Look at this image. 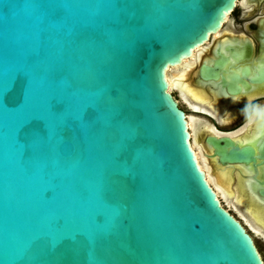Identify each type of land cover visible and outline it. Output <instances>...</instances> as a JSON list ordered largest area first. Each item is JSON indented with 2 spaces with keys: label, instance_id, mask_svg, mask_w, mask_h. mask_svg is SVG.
I'll list each match as a JSON object with an SVG mask.
<instances>
[{
  "label": "water",
  "instance_id": "1",
  "mask_svg": "<svg viewBox=\"0 0 264 264\" xmlns=\"http://www.w3.org/2000/svg\"><path fill=\"white\" fill-rule=\"evenodd\" d=\"M236 1L0 0V264H264L164 76ZM206 142L221 164L254 160Z\"/></svg>",
  "mask_w": 264,
  "mask_h": 264
},
{
  "label": "flooded vegetation",
  "instance_id": "2",
  "mask_svg": "<svg viewBox=\"0 0 264 264\" xmlns=\"http://www.w3.org/2000/svg\"><path fill=\"white\" fill-rule=\"evenodd\" d=\"M191 53L193 54L183 61L187 60L193 65L188 82L199 98L188 94L184 96L178 88L172 89L181 96L182 101L189 106L191 112L203 116L209 121L206 122L201 117L190 116L193 118V126L188 127L191 133V142L195 141L198 145L197 155H202L205 160L204 171L211 178L209 184L214 191L217 192L216 185L226 193L223 192L224 196L217 194L221 205L243 225L252 239L253 235H256L253 231H257L264 238V223L262 222L264 219L256 220V217L251 213L252 205L264 207V195L258 192V190L264 189V158L259 155V148L264 143V89L245 101L232 102V99L250 92L254 86L264 85V0H237L234 8L225 15L219 29L212 32L208 40L194 48ZM223 58L226 60L221 68L214 69L215 72H218L215 76L208 80L200 77L199 70L203 64L212 67L215 60ZM198 61L200 62L194 72V66ZM185 67L186 64L181 62L176 66V70ZM233 74L236 75V78L233 77ZM199 81L208 83V86L200 84ZM171 91L170 93L181 108L176 94ZM199 93L205 94L206 97L205 95L199 96ZM202 97L204 98L200 102ZM182 110L186 115L187 110L185 108ZM186 118L188 121L189 116L186 115ZM250 134L252 136H249ZM208 137H227L238 147L248 146L254 152V160L248 163L221 164L217 154L214 153L213 146L206 142ZM225 169L230 171L226 172ZM225 179L227 180L225 181ZM238 197L239 199H237ZM222 199L234 208L240 207L246 216H243V219L235 216L227 206L222 204ZM242 199L245 201L244 203ZM239 200L241 204L238 202ZM247 201L252 204L250 205L251 209H249ZM245 206L247 209H244Z\"/></svg>",
  "mask_w": 264,
  "mask_h": 264
},
{
  "label": "bare ground",
  "instance_id": "3",
  "mask_svg": "<svg viewBox=\"0 0 264 264\" xmlns=\"http://www.w3.org/2000/svg\"><path fill=\"white\" fill-rule=\"evenodd\" d=\"M227 14V13H226ZM225 14V15H226ZM225 17V16H224ZM224 17H223V19H224ZM215 32V31H214ZM196 48V47H195ZM191 52H192V50H191ZM190 52V55H189V57L191 56V54H193V53H191ZM185 58H188V57H182L181 59H180V62L178 63V64H176V65H173V66H167L166 67V69H165V71H164V76H165V79H166V81H167V86H168V88H167V90H168V92L170 93V91L173 89V88H178V90H180L181 91V93H183V95L185 96L186 94H188V95H190V96H192V97H196L197 96V94H196V91L193 89V88H191L190 86H189V82H188V80L190 79V73H191V69H192V67H193V65H192V63L191 62H189V61H183V59H185ZM181 62H183V63H185L186 64V67L185 68H183V69H181V70H176V66L177 65H179ZM194 62V61H193ZM195 67V66H194ZM168 70H169V72H168ZM193 70V69H192ZM196 90H198V89H196ZM199 92V91H198ZM171 94V93H170ZM200 95L199 96H204V95H201V93H199ZM202 94H203V92H202ZM187 96V95H186ZM198 97V96H197ZM205 97H206V95H205ZM216 97V96H215ZM199 98V97H198ZM204 97H202V98H200L201 99V101H200V99H199V101L200 102H202V99H203ZM217 99V98H216ZM196 101H197V99H196ZM198 102V101H197ZM204 102V101H203ZM205 103V102H204ZM211 104V103H210ZM214 106V105H213ZM212 106V107H213ZM197 107V106H196ZM199 107V106H198ZM218 107V106H217ZM225 107V106H224ZM195 109V108H194ZM224 109V108H223ZM193 126V118L192 117H190L189 116V118H188V121H187V127H192ZM194 132V131H193ZM188 133H189V136L191 135V133L189 132V129H188ZM253 134V133H252ZM249 136H252L251 134L249 135ZM254 138V137H253ZM251 140V139H250ZM194 142V144H195V141H193ZM198 150V149H197ZM194 152H195V155H196V158H197V161H198V164H199V167H200V169L202 170V172L204 173V175H205V178H206V180H207V182L209 183V181H211V178L209 177V175H208V173H206L205 171H204V168H206V163H205V160H204V158L202 157V155H197V152H196V150L194 149ZM226 170V169H225ZM227 170H229V169H227ZM227 170H226V172H227ZM208 171V170H207ZM230 171V170H229ZM241 171V170H240ZM231 173V172H230ZM229 173V174H230ZM243 173V172H242ZM206 174H207V176H206ZM234 174V173H233ZM232 174V175H233ZM235 175V174H234ZM241 175V174H240ZM238 176V175H237ZM215 177H216V175H215ZM230 177H231V175H230ZM227 178V177H226ZM242 178V177H241ZM228 179V178H227ZM227 179H225V181L227 180ZM231 179H232V177H231ZM230 179V180H231ZM238 179V178H237ZM215 180V179H214ZM218 180V179H217ZM233 180V179H232ZM240 181V180H239ZM241 182V181H240ZM246 182V181H245ZM238 183V182H237ZM220 184V183H219ZM243 184V183H242ZM215 185V184H214ZM231 185V184H230ZM246 185V184H245ZM223 186V185H222ZM225 186V185H224ZM223 186V187H224ZM215 187H217V192L215 191V193H216V196H218L217 194L219 193V194H221V196H224V191H222L221 190V187H220V189L218 188L219 186H216L215 185ZM239 187H241L240 185H239ZM238 187V188H239ZM243 187V186H242ZM230 188V187H229ZM236 188V187H235ZM247 188V187H246ZM224 189V188H223ZM225 190H226V188H225ZM234 190V189H233ZM239 190V189H238ZM249 190H250V188H249ZM227 191H228V189H227ZM226 191V192H227ZM235 191V190H234ZM224 192V193H223ZM241 193V192H240ZM250 193V192H249ZM226 194V193H225ZM239 194V193H238ZM252 194V193H251ZM237 195V194H236ZM242 194H240V196H241ZM243 196V195H242ZM244 196H246V195H244ZM228 197H229V195H228ZM218 198V197H217ZM231 198H232V194H231ZM241 198V197H240ZM237 199H239V197L237 198ZM248 199H251V198H248ZM235 200V199H234ZM243 200V199H242ZM249 201V200H248ZM247 201V204L249 203ZM260 201V200H259ZM231 202H234V201H231ZM239 203H240V200L238 201ZM245 201L243 200V203H244ZM230 204V203H229ZM237 204V203H236ZM241 204V203H240ZM250 205H252V204H250L249 203V209H251L250 208ZM253 206V210H251L252 212V214H253V216H255L256 217V220H260L261 218H263L264 219V207L263 206H259V205H252ZM247 206H245L244 207V209L246 208ZM247 209V208H246ZM246 211H248V210H246ZM251 218H253V217H251ZM262 219V220H263ZM255 221V220H254ZM253 222V221H252ZM258 222V221H257ZM263 223H264V221H262ZM254 223V222H253ZM256 224V223H255ZM260 225L262 224V223H259ZM258 224V225H259ZM257 225V224H256ZM251 228V227H250ZM261 228V227H260ZM252 229V228H251ZM254 232V234H259V233H257V231H253Z\"/></svg>",
  "mask_w": 264,
  "mask_h": 264
},
{
  "label": "rangeland",
  "instance_id": "4",
  "mask_svg": "<svg viewBox=\"0 0 264 264\" xmlns=\"http://www.w3.org/2000/svg\"><path fill=\"white\" fill-rule=\"evenodd\" d=\"M200 61L197 62L195 68H194V72H196L197 70V66H198V63ZM169 72V70H168ZM172 93L176 94V97L177 99L179 100V104L181 105V109L185 108L187 111H186V115L188 116H197V117H201L203 120H205L206 122L208 121V119H206L205 117L203 116H199V115H196L194 114L193 112H191L189 106L184 102L182 101L181 99V96H179L176 92H174V90L171 91ZM209 122V121H208ZM192 133H193V129H192ZM193 137V135H192ZM201 143V142H200ZM202 144V143H201ZM192 145L194 147V149L196 150L197 152V148H198V145L195 143L193 144L192 142ZM205 170V169H204ZM222 204H224L225 206H227L228 209H230L234 214L235 216L239 217V218H242L243 219V216H246V214L241 210L240 207L236 206V208H234L231 204L227 203L225 200L222 199ZM253 239H254V242H255V245L257 246L258 250H259V253L264 261V238L259 235V234H256V235H253Z\"/></svg>",
  "mask_w": 264,
  "mask_h": 264
},
{
  "label": "snow or ice",
  "instance_id": "5",
  "mask_svg": "<svg viewBox=\"0 0 264 264\" xmlns=\"http://www.w3.org/2000/svg\"><path fill=\"white\" fill-rule=\"evenodd\" d=\"M26 119H28V118H25L24 120H26ZM21 130H23V128Z\"/></svg>",
  "mask_w": 264,
  "mask_h": 264
}]
</instances>
